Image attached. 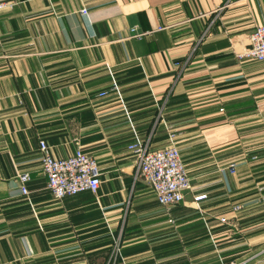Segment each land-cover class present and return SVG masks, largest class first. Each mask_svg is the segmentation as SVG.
<instances>
[{
  "label": "crops",
  "instance_id": "obj_1",
  "mask_svg": "<svg viewBox=\"0 0 264 264\" xmlns=\"http://www.w3.org/2000/svg\"><path fill=\"white\" fill-rule=\"evenodd\" d=\"M0 1V264H105L118 236L116 264H264V62L243 56L264 0ZM40 140L94 157L97 192L54 198ZM172 140L190 188L165 207L128 146Z\"/></svg>",
  "mask_w": 264,
  "mask_h": 264
},
{
  "label": "built area",
  "instance_id": "obj_2",
  "mask_svg": "<svg viewBox=\"0 0 264 264\" xmlns=\"http://www.w3.org/2000/svg\"><path fill=\"white\" fill-rule=\"evenodd\" d=\"M6 6V2L0 1V10ZM81 12L87 14V9L84 8ZM243 56L264 62V23L256 26L250 34L249 47ZM104 94L105 92H101L100 96ZM128 148L138 158L135 178H141L151 187L158 203L168 207L181 202L184 191L190 188V175L176 142L172 140L162 148L150 149L147 143L137 141L129 144ZM39 151L42 171L47 178V187L54 198L61 199L83 191L97 192L101 180L100 170L94 157L77 148L68 157L56 158L44 140L39 141ZM234 167L235 165L232 164L230 172H234ZM29 179L30 175L27 172L19 176L22 194L28 193L25 183ZM204 198L206 194H199L195 195L193 200L199 201ZM239 208L240 206L235 207L237 210ZM225 220L221 218L222 222ZM119 239L120 236L113 243L105 264H116L120 251Z\"/></svg>",
  "mask_w": 264,
  "mask_h": 264
}]
</instances>
